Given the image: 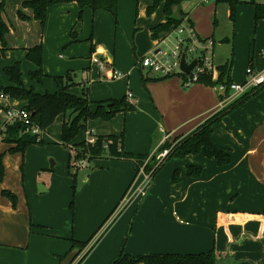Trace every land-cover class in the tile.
Wrapping results in <instances>:
<instances>
[{
  "label": "crops",
  "instance_id": "1",
  "mask_svg": "<svg viewBox=\"0 0 264 264\" xmlns=\"http://www.w3.org/2000/svg\"><path fill=\"white\" fill-rule=\"evenodd\" d=\"M126 1L129 2L126 8L134 16L132 42L128 39V32L123 36L117 33L114 41L110 37L108 41L104 40L105 43L102 42L98 25L95 22L92 26L87 24L92 13L94 18L97 15V11L90 10L80 31H74L78 40L91 36L90 45H74L68 49L67 56H71L68 60L66 54L59 58L67 64L76 59V55L90 52L87 57L90 66L96 65L92 63L93 56L105 55L114 59L116 67L127 71V75L116 80L122 84L121 91L109 82H99L95 86L88 82L78 84V92L82 93L79 97L86 96L89 101L114 98L104 101L110 102L127 98L135 106L134 111L119 113L114 117V120L122 117V124L115 127H110V121L102 119L87 121L84 141L89 134L97 138L123 136L124 152L145 159L138 173L135 159L103 156L100 160L87 159L86 168H81L80 172V169L70 170L68 174L67 170L54 171L53 168L59 163L51 159L50 170L44 169L47 163L45 156L36 162L40 171H33L34 162L29 155L21 153L11 156L9 153L10 156L3 160L0 154L8 175L12 170L18 182L25 166L23 187L12 188L13 184L6 175L0 185V264H61L63 257L77 249H73L75 243L88 241L89 245L73 264H113L122 252L140 256L210 251L217 254L219 264H263L264 86L260 92L234 107L215 127L214 139L229 151L230 165L221 167L203 153L188 155L184 159H166L151 183H148V169L156 164V155L163 151L167 142L180 141L189 136L244 95L231 94L233 98L225 102L216 87L198 83L186 87L183 78L178 76L163 79L156 73L149 75L154 72L144 69L140 62L152 51L161 48L162 40L153 39L152 28L166 22L163 7L148 16L147 9L152 5V0L144 3L140 0ZM60 5L74 12L64 19L61 31L63 41L57 44L61 48L69 41L74 43L71 32L81 9L77 3L56 6ZM249 5L237 6L235 21L231 18L229 5L222 0L202 5L187 1L181 5L199 35L212 38L215 42V64L218 67L231 65L233 82L245 83L249 78V68L257 74L264 72V20L257 23L255 8ZM52 8L51 12L55 10ZM24 12L34 16L31 9H24ZM176 12L179 13L178 9ZM220 16L227 21L228 31L220 29ZM114 18L117 20V16ZM3 19L11 31L13 23L6 9ZM253 28L254 34L251 32ZM246 30L252 34L244 40L240 38L241 50H237L236 56L237 37ZM249 41H253V45ZM37 45L34 42L25 45L22 38L14 47L24 52L31 67L30 73L37 68L27 59V51ZM228 46L231 47L230 56L218 53V50ZM246 46L248 49L244 51ZM11 50L0 44V54ZM252 51L253 57L250 56ZM237 63L239 67H236ZM43 71L48 74L44 63ZM144 71H147L146 75ZM29 79L32 84L29 86L30 82H25L24 85L42 94L38 87L43 86L51 76L42 83L32 81L30 74ZM63 79L65 86L75 85L71 83L72 79ZM55 82L54 93L60 89ZM69 92L75 95L72 89ZM98 92L103 98L96 97ZM128 94L132 96L131 99ZM13 100L19 108L24 109L26 102ZM96 104L99 103H95L94 109ZM4 112L5 108L0 106V129L3 128ZM97 120L104 124H97ZM57 121L60 122L62 136L66 119L60 116ZM43 133L40 134L41 138ZM166 134L170 135L168 141L165 140ZM4 139L0 138V142L6 145L8 151L16 147V144ZM77 142H80L78 138L69 144L73 153L70 151L65 160L68 169L76 158V149L72 144ZM23 161L25 165L22 164L20 168ZM92 161L95 168L87 171ZM190 166L202 168L201 177L190 178ZM176 171L180 174L178 181L174 182ZM39 186H43L45 191L40 193ZM4 189L16 195V204L1 195Z\"/></svg>",
  "mask_w": 264,
  "mask_h": 264
},
{
  "label": "trees",
  "instance_id": "2",
  "mask_svg": "<svg viewBox=\"0 0 264 264\" xmlns=\"http://www.w3.org/2000/svg\"><path fill=\"white\" fill-rule=\"evenodd\" d=\"M119 0H24L23 8L31 9L34 13V18L45 24L49 10L59 4L77 3L81 9V20L83 10L88 7L93 11L105 9L117 16ZM190 0H152V5L147 9V15H153L160 7H163L166 22L158 24L152 28V37L156 41L163 40L167 35L175 31L185 21L191 24L188 20V14L182 11L181 5ZM223 3L229 5L231 9V18L233 21L236 19V9L241 4H251L255 8V20L260 22L264 20V4H260L255 0H222ZM6 0L0 1V44L5 46V37L9 32V28L3 19L5 11ZM178 9V14L176 12ZM20 19L27 21L29 17L24 12L19 11ZM192 25V24H191ZM43 55L44 48L42 45H37L27 51V59L36 66V70L30 73L31 80L37 83H42L48 76L43 71ZM220 76L217 81L212 79V75H202L198 79V84L216 87L219 84L225 85L227 91L221 96L224 99L229 95V88L232 84L231 79V65L218 67ZM5 73L13 86L6 89H0V92L10 95L13 99L24 101L26 105L24 109L31 115L32 126L39 128L41 132L49 129L57 120L62 116L66 119L62 129V143L63 145L71 144L74 140L86 129V122L89 120L102 119L104 121H111L119 113H128L135 110V106L127 101V98L121 100H113L110 102H103L96 104L89 101L85 97H77L72 95L69 86L64 85L63 77H57L55 80L59 84L60 89L58 92L50 94H40L32 89H26L23 85V73L21 64L16 63L11 67L5 69ZM181 79L183 75L178 76ZM169 77L163 78L167 79ZM183 80V79H182ZM196 83V84H197ZM264 84L251 92L245 94L241 99L234 102L219 111L216 115L211 117L200 128L194 131L189 136L181 139L180 141L167 142L162 150L171 149L168 159H184L188 155H198L203 153L207 158L214 159L221 167L231 164V157L229 151L223 146L219 145L214 139L215 127L219 125L223 118L236 107L240 102H244L253 95L260 92ZM242 100V101H240ZM4 137L5 141L16 144L15 148L10 149V152L24 153L26 149L34 144L42 142L40 135L32 134L28 128L21 124H14L9 126L6 131L0 129V138ZM123 136H100L94 145H87L86 142L74 143L73 147L76 149L75 159H97L103 156H108L115 159H135L138 163L137 173L140 164L143 163L145 157L130 155L123 150ZM111 142L110 144H108ZM108 144V147H105ZM153 167L148 169L151 171ZM162 168L160 166L153 174V178L157 172ZM203 169L200 167H188V175L190 178L197 179L201 177ZM180 172L176 171L173 181L177 182ZM5 178V167L2 157H0V183ZM14 204H16L17 197L11 192H4ZM88 242H77L74 248L79 250L80 254L89 245ZM79 254V255H80ZM66 258L63 257V261ZM113 264H219V259L214 251L199 254H151L132 256L124 252L114 261ZM264 264V262H263Z\"/></svg>",
  "mask_w": 264,
  "mask_h": 264
},
{
  "label": "rangeland",
  "instance_id": "3",
  "mask_svg": "<svg viewBox=\"0 0 264 264\" xmlns=\"http://www.w3.org/2000/svg\"><path fill=\"white\" fill-rule=\"evenodd\" d=\"M140 1H141V3L142 2L144 3L146 0H140ZM255 1L258 3H264V0H255ZM245 4H247V3H245ZM120 5L122 6L121 10H120ZM249 6H251V5H249ZM126 7H129V2H127L126 0H119L118 1V8H117V20L114 18L113 15H111V13H109V11H107L105 9H99L100 11L97 10V15L95 18L93 16V13L90 15V18H89L87 24H88V26H92L93 23L95 22L98 25L99 33L102 35V37L100 39L102 42H104V40L108 41L110 37H112L113 41H114L117 37V35H116L117 33H118V35L123 36V34H125L127 32H128V39L132 42L133 37H134V29H135L134 28V16L130 13L129 9ZM54 8H52V9H54ZM5 9L7 10L8 17L11 19V21L13 23V29L11 31H9L5 37V40H6L5 46H7L9 49L11 48L12 50L8 51V52L5 51L3 54H0V89H6L8 87L13 86L12 83L10 82L9 78L7 77L6 73H5V69L7 67H11V66L15 65L17 62L18 63L22 62L21 63V70L23 73V85L25 84V82L26 83L30 82L28 84L29 86H30V84H32L30 79H29L31 67H30L29 63L26 61V56H25L24 52L17 51L14 48L16 45H18L20 43V39L23 38L25 41V45H28L29 43L34 42V44L42 45L44 48V58H43L44 68H45L46 72L51 76V79H48L46 82H44L43 86L38 87V91H43V92H41L42 94H45V92L54 93L53 89L56 87L55 78H57V76H63V77L72 79L71 83H73L75 85L70 86V90L72 89V92L75 95H77V97L82 96V93L78 92V90H80L78 87V84H82L85 82L86 83L88 82L92 85L94 84L93 86L99 84V82H109V83L117 86L118 90H120V91L122 90V87H121L122 84L120 82L116 81L117 79L113 78V72L114 71L117 72L122 77V76L127 75L126 74L127 71H123V70L119 69L118 67H116L114 64V59H111L110 57H105V55H98L97 57L105 66V70H101L97 65H91L90 66V61H89V59H87V57H89L90 52L86 53L85 55H82V54L79 56L76 55V59L69 61V63H67V64L63 63V61L60 60V58H59L60 55L66 54L65 58H66V60H68L71 57V56H67L69 53L68 49L72 48L74 45H76V46L84 45V47H85V44L90 45L89 42L92 41L91 36H89V37L87 36V38L85 37L86 39L78 40V38L76 37L77 35L74 31H80V29L82 28V23L85 22L87 12H91L90 10H92V9L86 7L83 11L81 20L79 19L80 14L78 12V17H76L75 24H73L74 30H72V32H71V34H73L71 39L74 40V43L69 41L68 45H63V47H61V48H60V46H57V44L59 41H63L62 40L63 37L61 36V31L63 29L62 26H63L64 19L68 16L73 15V13H74L73 11H71V9H68L67 6H61V5L56 6V8L53 12H51V10H50L48 12L47 19H46V22L44 25H42L41 22L36 20L34 18V16L28 15L26 12H24L25 8H23L22 0H6ZM19 11L24 12V14L28 17L30 16L29 17L30 21H28V20L24 21L22 19L20 20L19 19L20 18L19 17ZM100 14L102 16H100ZM186 23H188V22H186ZM219 24L221 27L220 29L228 31L227 21L224 20L223 16H220ZM195 31H196V33H198L196 29H195ZM251 32L254 34V32H255L254 28ZM237 33L239 36V31H237ZM252 33L248 32L246 30L243 32V34L241 36L237 37L236 52H235L236 56H237V50L240 49V46H241L240 38H242V40H244L248 37V35H250ZM201 35H203V34H201ZM198 36L201 40L212 39V38L201 37L199 35V33H198ZM81 37H84V36H81ZM176 38H177V34L173 31L171 34L167 35L166 38H164L161 41L160 47L162 48L163 53L170 54L172 52V50H174L175 45L177 43ZM225 40L223 41L224 44L226 43ZM229 40H231V39H229ZM97 42H98V40H97ZM250 43H251V45H253L254 42L249 41V44ZM161 48H159V49H161ZM247 49H248V47L246 46L244 48V51H246ZM253 52L254 51H252V54H250L251 57L254 56ZM218 53H221L223 56H227V55L230 56L231 55V47L228 46V47L223 48L221 51L218 50ZM239 66H240L239 63H237L236 67H239ZM100 70H101V72H100ZM146 73H147V71H144V75H146ZM48 74H46V75H48ZM152 74L156 75L155 73H150L149 75H152ZM132 79H133V77H132ZM184 81H186L185 78H184ZM234 83L244 84V83L235 82V81H234ZM28 85H24V87L26 86L25 87L26 89H31L32 87H27ZM36 86H38V85H36ZM127 93H129V92H127ZM124 96L125 95H123L119 99L123 98ZM96 97H102L103 98V95L101 94V92H98V93H96ZM111 99H114V98H109V99H104V100L96 99V100H93V102L100 103V102H104V101L111 100ZM9 103L12 105V107L15 110L21 109V108H19V106H17L15 104V102L11 96H10ZM95 103H94V106H95ZM6 105H7L6 102L0 103V106L2 108H5ZM95 122L99 125L104 124L98 120ZM5 123H6V120L4 119L3 128H1L2 130L4 129V131H6L9 126H13L15 124V122H11L7 126H5ZM108 124L110 127H115L118 124H122V117H117L115 120L113 118L110 122H108ZM30 132L32 134H34L32 131H30ZM40 134L41 133H39L38 135H40ZM84 134H85V131L80 133V135L77 137L78 141H80V142H77V143L85 142L84 141L85 140ZM1 138H4V137H1ZM40 139L42 140V142L29 146L26 149V151L24 152V155H26V156L29 155L34 162L32 165L33 171H40V170H38V166L36 165V162H38V160H40L42 156H45L46 160H47V163L44 166V169H46V170H50L49 165H51V161H50V159H51V160H54L55 163H59L57 166H55L53 168V170L57 171V173L60 171H63V170H67V172L70 170L76 171V169H73V168L68 169V165L65 162V160L69 157L71 149H70L69 144L62 145L61 125H60L59 121L55 122L53 124V126L48 131L47 130L44 131V133L42 134V138L40 136ZM0 152H1L0 154L3 155V160H4V158L10 156V154H11V156H16V155L21 154V152L11 153L10 150L9 151L7 150L6 145L4 143H1V142H0ZM72 153L73 152L71 151V154ZM107 158H108V156H107ZM100 159L101 158L96 159V160H100ZM57 160H58V162H57ZM93 161L91 162L90 168L88 167L89 169L87 171H90V170H92V168L93 169L95 168V163ZM12 163H13V160H12ZM12 163H11V166L13 165ZM3 164L5 167V175L7 177V180H10L13 184L12 188L17 189L19 187H23V183H24V179H25L23 176V174L25 173V166H23V170L21 171V178H20V181L18 182V180L15 179L12 170H10V175H8L7 167H6L5 163H3ZM22 164L25 165V162L23 161L21 163L20 168L22 167ZM81 170L82 169H80L79 172ZM65 173H66V171H65ZM68 174H70V172H68ZM5 178H4V180H5ZM70 178H72V176ZM22 179H23V181H22ZM34 179H36V178L34 177ZM1 184H3V182L0 183V185ZM6 191L7 190H5V189L2 190L1 195L6 197V195L4 194V192H6ZM8 192H10V191H8Z\"/></svg>",
  "mask_w": 264,
  "mask_h": 264
},
{
  "label": "built area",
  "instance_id": "4",
  "mask_svg": "<svg viewBox=\"0 0 264 264\" xmlns=\"http://www.w3.org/2000/svg\"><path fill=\"white\" fill-rule=\"evenodd\" d=\"M198 5L208 4L216 0H190ZM185 21L180 25L174 32L177 34L176 45L174 50L170 54H165L162 52V48L158 49L156 52H152L149 55L145 56L140 65L144 69H148L151 72H154L163 78L180 76L183 75L186 81L183 78L184 86H190L196 84L198 79L202 75H212V79L217 81L220 76L218 66L215 64V42L212 39L201 40L196 33L194 26ZM164 42V41H163ZM185 56L187 64H191L195 58H197V66L189 74L186 75L181 71V60ZM92 63L96 64L101 70H105L104 64L99 60L97 56H93ZM248 80L244 84H237L232 82L229 88V95L226 96L223 100L228 102L232 99L233 94H242L245 95L252 90L262 86L264 84V72L261 74L255 73L252 68H249L247 71ZM113 78L119 79L121 75L117 72H113ZM216 89L222 94L227 91L225 85L219 84L216 86ZM131 99L132 96L129 95ZM10 96L3 92H0V103L6 102L4 117L6 120L5 126L11 122L19 123L28 128V131H32L34 134H39L41 131L38 127L32 126L31 115L25 109L15 110L9 103ZM165 133L164 130H162ZM89 138L86 140L87 145H94L97 141V137L92 134H89ZM170 135H165V140L168 141ZM109 142L108 144H110ZM108 144L105 147H108ZM171 149H165L159 152L156 155V164L153 166L151 171L148 173V183H151L154 172L162 165V163L167 159L170 154ZM71 168L81 169L88 166L87 159H74L71 163Z\"/></svg>",
  "mask_w": 264,
  "mask_h": 264
},
{
  "label": "water",
  "instance_id": "5",
  "mask_svg": "<svg viewBox=\"0 0 264 264\" xmlns=\"http://www.w3.org/2000/svg\"><path fill=\"white\" fill-rule=\"evenodd\" d=\"M196 66H197V58H195L191 64H187L185 56L182 57L181 71L184 74L189 75L195 69ZM44 191L45 190L43 189V186H39V192L42 193ZM79 254H80L79 250H74L61 262V264H73L74 261L78 258Z\"/></svg>",
  "mask_w": 264,
  "mask_h": 264
}]
</instances>
